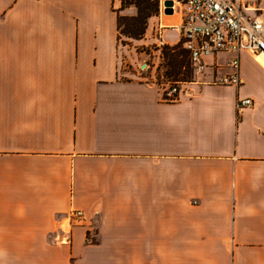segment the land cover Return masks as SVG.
<instances>
[{
  "label": "crops",
  "instance_id": "crops-1",
  "mask_svg": "<svg viewBox=\"0 0 264 264\" xmlns=\"http://www.w3.org/2000/svg\"><path fill=\"white\" fill-rule=\"evenodd\" d=\"M137 12L0 0V264H264V53L239 54L240 85L213 82L236 53L207 56L166 100L121 78L123 52L150 56L161 25L177 44L182 13L137 39L119 27Z\"/></svg>",
  "mask_w": 264,
  "mask_h": 264
},
{
  "label": "built area",
  "instance_id": "built-area-1",
  "mask_svg": "<svg viewBox=\"0 0 264 264\" xmlns=\"http://www.w3.org/2000/svg\"><path fill=\"white\" fill-rule=\"evenodd\" d=\"M160 13H165L164 1L160 0ZM173 13H182V23L178 27L183 47L188 52L192 66L198 72L206 68L204 58L219 52L231 51L236 57L230 62L231 73L217 75L213 82L222 85H240L239 54L264 53L263 9L253 0H172ZM254 11V13H251ZM162 25L158 31V47L167 45L162 35ZM177 28V27H172ZM180 82H169L163 87V98L170 101L181 97ZM251 98L239 99L237 109L252 105ZM70 225L85 226L90 218L81 209H73L67 216ZM92 227V225L89 224ZM89 231L92 229L89 228ZM71 234V231H68ZM70 237L61 239L68 242Z\"/></svg>",
  "mask_w": 264,
  "mask_h": 264
},
{
  "label": "rangeland",
  "instance_id": "rangeland-1",
  "mask_svg": "<svg viewBox=\"0 0 264 264\" xmlns=\"http://www.w3.org/2000/svg\"><path fill=\"white\" fill-rule=\"evenodd\" d=\"M153 15L154 17L160 16V0H152L150 1ZM156 3H158V8L156 7ZM128 8V7H127ZM123 15H128V10L122 12ZM174 14V13H171ZM151 16V17H152ZM150 17V18H151ZM167 16L163 15L165 19ZM154 23H158L157 19H152ZM149 24V19L147 20V27ZM175 33L171 32V35H167V39L173 42L176 37ZM122 36V35H121ZM153 37V49L149 50L148 53L150 56L145 58L144 60L137 59V53L135 51L132 52V58L129 57V54L123 52L125 62L121 65V78L130 79V78H140V77H148L153 79L154 81L161 83L163 86L168 84L169 82H180V86L183 82L188 80H195L198 75V72L195 70L194 66H192L189 56L184 51V47L182 42H178L174 45H166L162 49L157 46L158 44V32L154 31L152 34ZM128 40L126 37H121V42L124 43ZM122 49L124 50L122 45ZM172 49H175L174 52ZM138 50H142L139 48ZM177 62H181L185 65V68L182 67L177 71L175 69V65ZM190 63V65H189ZM89 242V241H88Z\"/></svg>",
  "mask_w": 264,
  "mask_h": 264
},
{
  "label": "trees",
  "instance_id": "trees-1",
  "mask_svg": "<svg viewBox=\"0 0 264 264\" xmlns=\"http://www.w3.org/2000/svg\"><path fill=\"white\" fill-rule=\"evenodd\" d=\"M150 1L152 0H122L123 7L127 4H132L137 7L138 12L135 16H119V27H122V24L126 21V28L125 30L121 29V33L125 32L137 39L144 35L147 28V20L153 13V6H151ZM156 7L158 8V3H156ZM172 50L174 52L176 51L175 49ZM184 51H186V49H184ZM186 53L188 54L187 51ZM182 67L185 68V65L181 62H177L175 65L177 71Z\"/></svg>",
  "mask_w": 264,
  "mask_h": 264
},
{
  "label": "water",
  "instance_id": "water-1",
  "mask_svg": "<svg viewBox=\"0 0 264 264\" xmlns=\"http://www.w3.org/2000/svg\"><path fill=\"white\" fill-rule=\"evenodd\" d=\"M164 5H165V13L166 14H171L173 13V1L172 0H166L164 1Z\"/></svg>",
  "mask_w": 264,
  "mask_h": 264
}]
</instances>
